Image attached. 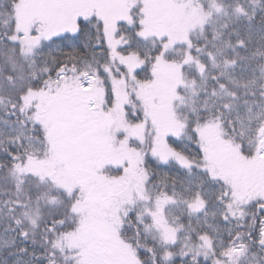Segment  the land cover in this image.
Segmentation results:
<instances>
[{
    "label": "trees",
    "instance_id": "16d2710c",
    "mask_svg": "<svg viewBox=\"0 0 264 264\" xmlns=\"http://www.w3.org/2000/svg\"><path fill=\"white\" fill-rule=\"evenodd\" d=\"M65 1L0 0V264H264V0L180 1L211 16L173 49L151 0H111L110 27ZM91 103L114 145L58 128L94 131Z\"/></svg>",
    "mask_w": 264,
    "mask_h": 264
},
{
    "label": "rangeland",
    "instance_id": "374dc122",
    "mask_svg": "<svg viewBox=\"0 0 264 264\" xmlns=\"http://www.w3.org/2000/svg\"><path fill=\"white\" fill-rule=\"evenodd\" d=\"M94 1H96L98 3L97 0H94ZM132 1H134V0H132ZM180 1L182 2L183 0H151L152 11H150V16L152 17L153 15H156L159 18L158 20L151 19V27L152 28L154 27V23L155 24H157L158 22L160 23V30H162L164 33H166V35L169 37V43L167 42L166 49H173L177 44L188 43L190 41V36H191L192 32L201 30L206 25V23L208 22V20L211 16V13L205 12V10L203 8H200L199 6H196L194 4H189V6H186L185 4H182ZM26 2H28V0H26ZM65 2H68V0H66ZM28 4L30 7L36 9L38 7V0H29ZM81 4H84V6H83L84 7V12H83L84 16L90 17L93 15H96L93 13V11H91V9H93V6L91 4L88 5V3H86V1L82 2L80 0V3L76 2V4H75V2H73L72 7H74L75 9H72V11L74 10L72 13V17H75L78 15L76 12L77 7L81 6ZM99 5H101V8L103 10V14H100L99 17H98V15H96V16L100 19H103L106 22L107 27H110V25H111L110 14H111V10H112V1L111 0H101L99 2ZM43 8L44 7H42L41 9H43ZM32 11H33V9H32ZM32 16H33L32 14L30 16H26V8H25V10L21 9L18 27L20 28L21 32L26 33L25 35H29V32H26V29L30 25L27 18L28 17L32 18ZM158 28H159V25H158ZM40 31L42 33V29ZM44 37H47V36H44ZM19 38L21 39L20 40L21 42L23 41L24 43H26L27 51H25V52H31L33 50V48L37 45V42H38V40H37L35 43H30L31 38H32V37L30 38V36H28V37L25 36L23 38L19 37ZM167 71L168 70L165 68L164 72L167 73ZM180 76H181V74H180ZM183 79H184V76H183ZM158 91H159V88H158ZM88 93L85 94V93L81 92L80 93L81 98H83V99L89 98L90 96L87 95ZM64 97L67 98V95H65ZM72 100H73V96H72V98L65 100V102L71 103ZM89 105H90L89 110L93 114V119L95 120V125L93 126V129H95L96 132L94 130V131H91L89 133H86L85 128L79 126L80 123L78 124L77 122L73 121L68 116H66V118H67L66 124L68 125L67 126L68 128L65 127V128L61 129L60 127H58L61 130V133L64 136L70 135V133H71V134H77V135H81V136L84 135L85 137H88L87 135L93 136V135L99 134L100 137L104 141H106V143L110 144V142H111V145H114L113 139H112L114 137V135H112L110 132V127H111V123L113 120V118L111 116L113 114H115L114 111L112 113H107V115H106V114H103L99 111H94L93 110L94 105H92V103ZM56 119L63 123V120L61 119V117L59 115L56 116ZM156 121L158 122V125L156 126V129L154 128L155 129L154 132H156L158 134L157 139L159 140V139H161L162 131L165 129V124L159 119H157ZM154 127H155V120H154ZM205 129L210 133H212L214 131L213 126H207ZM160 141L162 142V139ZM156 144H158V143L156 142ZM59 147H60V149L58 150L57 143L53 142V151L52 152L55 153V155L61 157L62 159L69 158V156H70L71 159H74V162H75L73 167H78L79 169H82V170H89V169H93V168L97 167V164H93V163L85 160L84 157L81 156L80 154H76V153L71 154L69 152L68 147H65V146L63 147L61 145H59ZM105 147H106V145H105ZM263 148H264V138H263ZM221 149L228 151L227 148L221 147ZM123 150H124L123 148H121V149L118 148V151H117L118 153L116 154V158H114V160H115L114 162H119V160L122 159L121 154L123 153ZM81 153H84L87 158L94 159L96 157V154L94 152H92L91 150L90 151H81ZM134 156H135V154L131 151V153H130L129 157L126 159V161H128L129 163H131V161H132L134 163L137 160ZM219 159H220V162H219L220 167H222V169L225 172H227L229 176L235 175V174L240 176V170L239 169L242 167V165H240V162L237 160L233 151L225 152L224 158L223 159L219 158ZM59 163H64V161L59 159ZM263 164L264 163H262L261 166ZM116 165H118V164H116ZM99 169H100V166L98 165V169H97L98 173H99ZM138 172H139V170H138ZM127 176L130 177V174H127ZM93 249L94 248L92 246H88L87 248H85L83 250V253H82L83 259L88 258V256L92 254V252H90V251Z\"/></svg>",
    "mask_w": 264,
    "mask_h": 264
}]
</instances>
